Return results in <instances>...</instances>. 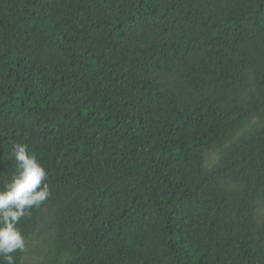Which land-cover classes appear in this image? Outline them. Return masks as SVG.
<instances>
[{
	"label": "trees",
	"instance_id": "obj_1",
	"mask_svg": "<svg viewBox=\"0 0 264 264\" xmlns=\"http://www.w3.org/2000/svg\"><path fill=\"white\" fill-rule=\"evenodd\" d=\"M15 143L39 264H264V0H0V189Z\"/></svg>",
	"mask_w": 264,
	"mask_h": 264
},
{
	"label": "clouds",
	"instance_id": "obj_2",
	"mask_svg": "<svg viewBox=\"0 0 264 264\" xmlns=\"http://www.w3.org/2000/svg\"><path fill=\"white\" fill-rule=\"evenodd\" d=\"M16 172L0 189V264H15L11 255L25 247V238L17 228L22 217L33 206L50 196L47 173L37 156L23 143L12 146Z\"/></svg>",
	"mask_w": 264,
	"mask_h": 264
},
{
	"label": "rangeland",
	"instance_id": "obj_3",
	"mask_svg": "<svg viewBox=\"0 0 264 264\" xmlns=\"http://www.w3.org/2000/svg\"><path fill=\"white\" fill-rule=\"evenodd\" d=\"M258 124L257 120H254L250 126H255ZM221 159V149L211 150L206 155L205 168L207 170L212 169L219 164ZM258 216H264V206L258 210ZM44 226L42 224L40 227ZM48 232L43 229H38V231L30 236L26 242L25 254L22 259V264H39L43 257L41 255V250L47 246Z\"/></svg>",
	"mask_w": 264,
	"mask_h": 264
}]
</instances>
